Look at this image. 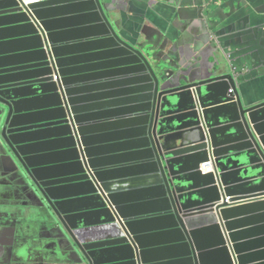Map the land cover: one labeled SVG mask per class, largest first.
I'll return each mask as SVG.
<instances>
[{
    "label": "water",
    "instance_id": "1",
    "mask_svg": "<svg viewBox=\"0 0 264 264\" xmlns=\"http://www.w3.org/2000/svg\"><path fill=\"white\" fill-rule=\"evenodd\" d=\"M110 12L0 0V159L29 192L18 216L51 223L54 245L17 248L10 263L264 264V102L248 106L221 68L169 87L176 69ZM77 20L86 27L61 29ZM115 147L127 149L104 154Z\"/></svg>",
    "mask_w": 264,
    "mask_h": 264
},
{
    "label": "crops",
    "instance_id": "2",
    "mask_svg": "<svg viewBox=\"0 0 264 264\" xmlns=\"http://www.w3.org/2000/svg\"><path fill=\"white\" fill-rule=\"evenodd\" d=\"M103 3L110 9L111 20L122 36L139 45L155 46L154 53L176 69L168 81L169 87L212 79L221 68L223 73L236 76L248 106L264 102V0H103ZM82 10L79 7L76 13L80 15ZM86 23L70 21L61 29L83 28ZM97 34L67 35L63 41L82 42ZM21 37V34H11L2 40ZM22 49L20 44H15L9 50ZM118 139L105 141L113 144ZM126 149L110 148L104 154L117 156ZM115 165L127 166L129 162L122 160L108 166ZM4 166L5 162L1 161L0 212L9 208L28 213L29 192L18 184L15 167ZM210 168L206 165L204 170L209 172ZM126 182L122 187L132 188L128 186L130 182ZM134 187L139 188V185ZM7 218V223L0 224V264H11V253L17 248L44 245L47 251H53L48 249L54 248L48 237L51 223L36 222L30 217ZM11 220L15 221V227L10 224Z\"/></svg>",
    "mask_w": 264,
    "mask_h": 264
},
{
    "label": "flooded vegetation",
    "instance_id": "3",
    "mask_svg": "<svg viewBox=\"0 0 264 264\" xmlns=\"http://www.w3.org/2000/svg\"><path fill=\"white\" fill-rule=\"evenodd\" d=\"M17 213H18V211H16L15 209H9V208L6 209V211H4V212H0V224L7 223V221H9L7 217H10V216H14V217H16V219H18V218H24V217L18 216ZM14 220H11L10 221V224H12L13 227H15V225H16V223H15Z\"/></svg>",
    "mask_w": 264,
    "mask_h": 264
},
{
    "label": "built area",
    "instance_id": "4",
    "mask_svg": "<svg viewBox=\"0 0 264 264\" xmlns=\"http://www.w3.org/2000/svg\"><path fill=\"white\" fill-rule=\"evenodd\" d=\"M35 1H38V0H23V3H24V6H29V4H32L33 2H35ZM55 81H57V77H55ZM231 92H233V91H231ZM206 165L207 166H210L211 168H210V171L209 172H206L205 170H204V168H203V173L204 174H209V173H213V172H215V166H214V157L213 156H211V161L210 162H208V163H206Z\"/></svg>",
    "mask_w": 264,
    "mask_h": 264
},
{
    "label": "trees",
    "instance_id": "5",
    "mask_svg": "<svg viewBox=\"0 0 264 264\" xmlns=\"http://www.w3.org/2000/svg\"><path fill=\"white\" fill-rule=\"evenodd\" d=\"M145 46H146V44H144ZM159 59H160V57H159ZM162 66H163V64H162Z\"/></svg>",
    "mask_w": 264,
    "mask_h": 264
}]
</instances>
